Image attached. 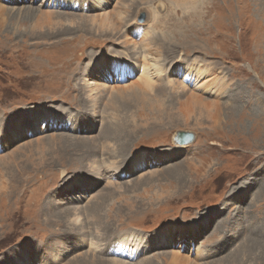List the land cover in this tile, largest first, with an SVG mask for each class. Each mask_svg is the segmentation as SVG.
Here are the masks:
<instances>
[{"label":"rangeland","instance_id":"1","mask_svg":"<svg viewBox=\"0 0 264 264\" xmlns=\"http://www.w3.org/2000/svg\"><path fill=\"white\" fill-rule=\"evenodd\" d=\"M50 1L0 0V264H264V0ZM144 53L183 94L153 97ZM116 59L124 83L109 82ZM187 71L221 94L184 84ZM191 94L222 104L220 126ZM109 120L132 134L113 179L92 167L114 141L89 157L79 142ZM177 130L194 139L176 146ZM124 238L136 258L115 254Z\"/></svg>","mask_w":264,"mask_h":264},{"label":"bare ground","instance_id":"2","mask_svg":"<svg viewBox=\"0 0 264 264\" xmlns=\"http://www.w3.org/2000/svg\"><path fill=\"white\" fill-rule=\"evenodd\" d=\"M107 1L108 0H89V1H85L83 3H79L77 0H51L49 5H51V6H54V5H66V6H70V8L72 9V7L74 8V5L76 4L75 2H77L78 3L77 4L78 7L81 8V9L89 8V6H90L89 3H92L93 6H95L97 8H100V7L102 8L104 4L108 3ZM102 13L103 12H101V13L99 12V14H101V15H102ZM53 14H55L58 17L63 16L62 12L55 11ZM46 16H48V14H46ZM122 18L124 19L123 15H122ZM120 19H121V17H120ZM138 30L141 31L140 26H138ZM133 31L137 32V30H135V29ZM157 39H159V38H156V37L152 38L151 42L153 44H159ZM139 47L141 48V52L147 51V48H148V47H145V46H139ZM141 58L144 61V64L140 65V73H139V75L141 76L144 84L147 87H149L151 91L154 92V94H153L154 98L160 96L162 94V92L166 91V90L173 91V94H175L176 96L177 95H181V94L184 93L183 89L182 90H176L178 87L174 88V83H172L171 81H166V83H162V82H158L157 81V80H160L161 77L164 75V67H162V64H158L157 63L158 61H155L154 58L152 56H150L149 54H145L144 53V54L141 55ZM114 65L115 66H119L121 68V70L123 71V73L116 74V76L114 78L112 77V79H111V76H109L110 77V78H108L109 82H113V81L114 82L118 81L120 83L126 82L131 77V76H129L130 71H129V68H128V64L126 62H124L123 60H117L116 59L115 62H114ZM188 65H190V63H188ZM121 66H124L125 68H123ZM91 75H93V73H91ZM200 77H201V73H194L193 74L190 71L184 72L183 75H182V79L184 80L183 81L184 84L192 85V88L194 90H198V91H201V92H207V93L215 94V95L221 94L222 87L220 85H218V84H216L214 82L210 83L208 80H200ZM84 80H85V83L87 85H89V86L97 85V82L95 80L93 81V80L87 79V78H84ZM99 85L101 87L108 86L106 83H100ZM174 91H176V92H174ZM90 92L91 91H89V93H88L89 95L91 94ZM150 100H151V102L149 101L148 104L150 106H153L152 107V110H153L152 112L153 113H155L156 115H159L161 112H163V108H161L158 103H154L153 102L154 99L153 100L150 99ZM190 100L201 102L205 109H207L208 111H212L213 112V114L210 115V118L212 119L213 125L210 126V127L215 128L217 126H220V125L217 124V121L219 120L217 114L220 111V109L222 107V104H220L217 101H202L200 98H198V96H196L194 94H191ZM149 109H151V108H149ZM62 115L67 117V119L70 122L74 121L73 118L70 117V114H65L64 113ZM50 122H51V120H50ZM33 124L34 125L36 124L35 119H33ZM74 124L75 123L73 122V126H72L71 130L74 129ZM55 128H57V127L55 125H53L51 129H55ZM128 134H129V138L127 137ZM99 137H100V138H98L99 140H97L96 138H88L87 140H82V141L76 140V141L81 142V144H83L86 147V149H87L86 150V153H87L86 156L87 157L94 156L95 153L96 154L98 153L97 152L98 146L95 145L96 141L98 142V141H100V139H102L103 140L102 144L106 140H113L114 141V146H112V147H107L106 146V149L108 151H110L111 154H112L111 157H110V161L107 162L106 160H104L105 162L101 163L99 168L96 167V166L92 167L95 170L99 169L98 172H100V174H103L104 172H107V176H105V178L113 179L111 177L112 175H114V174L115 175L116 174L117 175H121L123 173V170H120V171L117 170L118 169V163H119L117 161H118V159H123L125 157V154L127 153V150H128L127 147H128L129 141H130V139L132 137V134L130 133L129 130H127V126L123 125V123H115V122H112V120L111 121L109 120V122H106L104 124V130L101 132ZM173 143L176 144V146H180V147L188 145V144H184V143L183 144L177 143L174 140H173ZM134 156H135V154H133L132 157H130L128 155L126 163H131V161L133 160ZM123 162H125V159L123 160ZM151 163H153V161ZM199 167L200 166H196V165L194 166L193 165L190 168H193L194 171H196V170L199 171L200 170ZM111 169L113 170L112 173L109 171ZM175 174H176L175 179L179 180L180 178H182V174L181 173L177 172ZM143 180L144 179H142L141 181L137 180V182L142 183ZM108 183H109L110 186L114 187L113 190H118V189H121V188L125 187L124 185H122L120 183H111L110 180H108ZM125 190H127V189H123V191H125ZM129 244H131L132 246H128ZM94 245H93V247H94ZM139 247H140L139 243L135 242L134 240L131 241L130 239L126 238L125 240H120V242L117 244V247L114 250V252H115V254H119L120 256L130 260V259L136 258L138 252L140 251ZM197 255L198 254L196 253L195 256H197ZM15 259H16V261H18V264H22V262L19 261L20 259L18 257H16ZM114 259L117 260V261L123 262V260H121V258H119V259L114 258ZM110 262L112 264H116V263H113L111 260H110ZM93 263H94V260H93ZM84 264H86V263H84Z\"/></svg>","mask_w":264,"mask_h":264},{"label":"water","instance_id":"3","mask_svg":"<svg viewBox=\"0 0 264 264\" xmlns=\"http://www.w3.org/2000/svg\"><path fill=\"white\" fill-rule=\"evenodd\" d=\"M145 16V13L143 12L141 14V20H143V17ZM194 139V135L192 132L187 131V130H177L174 133L173 140L176 141L177 143L181 144H187L191 142Z\"/></svg>","mask_w":264,"mask_h":264}]
</instances>
